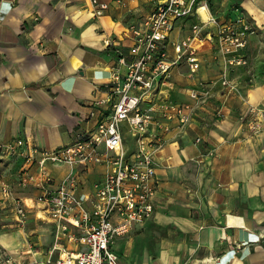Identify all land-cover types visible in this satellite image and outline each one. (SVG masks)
<instances>
[{
	"label": "crops",
	"instance_id": "0c3cea01",
	"mask_svg": "<svg viewBox=\"0 0 264 264\" xmlns=\"http://www.w3.org/2000/svg\"><path fill=\"white\" fill-rule=\"evenodd\" d=\"M99 1L109 7L96 17L91 0H0V145L24 139L57 150L109 112L107 85L114 71L125 72L119 59H129V29H141L159 0ZM210 3L207 16L218 23L243 16L254 29L248 63L229 71L235 91L216 83L193 120L166 136L155 157L152 216L115 240L120 264H264V0ZM197 22L195 15L178 22L171 38H184ZM205 31L214 34L216 27ZM200 56L196 79L188 78L185 65L174 69L169 101L191 103L190 88L218 79L222 65L210 44L200 45ZM22 164V158L0 159V183L32 207L19 224L0 190V252L16 263L43 261L54 245V225L35 202L41 191L18 185ZM48 170L56 183L70 171L58 165ZM74 171L83 193L107 168ZM83 249L62 242L53 258Z\"/></svg>",
	"mask_w": 264,
	"mask_h": 264
},
{
	"label": "built area",
	"instance_id": "2783aa9c",
	"mask_svg": "<svg viewBox=\"0 0 264 264\" xmlns=\"http://www.w3.org/2000/svg\"><path fill=\"white\" fill-rule=\"evenodd\" d=\"M91 5L96 17L109 7L99 0H91ZM201 9L209 13L207 0H159L141 29H129V59H119L125 72L114 71L107 85L109 112L72 144L57 150L39 149L24 139L0 145V159L22 158L18 185H33L41 191L35 202L53 223L55 240L43 261L16 263L0 252V264H120L112 249L115 240L152 216L158 187L155 157L167 143L166 136L193 120L196 110L213 96L216 83L235 91L229 71L248 63L245 50L255 31L247 19L238 16L220 24L211 14L204 18ZM193 15L198 22L190 33L173 40L177 23ZM210 25L216 27L214 34L205 31ZM206 43L213 59L222 65L218 79L198 81L190 88L191 103L169 101L167 90L173 87L174 69L185 65L188 78L196 79L202 63L200 45ZM50 165L67 166L70 171L56 183ZM94 165H103L107 171L91 192L80 193V176L74 170L82 172ZM0 190L4 200L11 201L17 222L23 224L32 207L15 198L5 183H0ZM62 242L84 249L66 250L53 258Z\"/></svg>",
	"mask_w": 264,
	"mask_h": 264
},
{
	"label": "rangeland",
	"instance_id": "374dc122",
	"mask_svg": "<svg viewBox=\"0 0 264 264\" xmlns=\"http://www.w3.org/2000/svg\"><path fill=\"white\" fill-rule=\"evenodd\" d=\"M208 4H209V7L211 8V6H212V3H210V2H208ZM173 36H174V34H173ZM46 221L45 220H43V219H38V224L41 226V227H46L47 225H46ZM19 228H22V226H19Z\"/></svg>",
	"mask_w": 264,
	"mask_h": 264
},
{
	"label": "bare ground",
	"instance_id": "6f19581e",
	"mask_svg": "<svg viewBox=\"0 0 264 264\" xmlns=\"http://www.w3.org/2000/svg\"><path fill=\"white\" fill-rule=\"evenodd\" d=\"M200 11H201V13L204 15V17H207V12L204 11V9H201Z\"/></svg>",
	"mask_w": 264,
	"mask_h": 264
},
{
	"label": "trees",
	"instance_id": "16d2710c",
	"mask_svg": "<svg viewBox=\"0 0 264 264\" xmlns=\"http://www.w3.org/2000/svg\"><path fill=\"white\" fill-rule=\"evenodd\" d=\"M212 0H207V2H211Z\"/></svg>",
	"mask_w": 264,
	"mask_h": 264
}]
</instances>
